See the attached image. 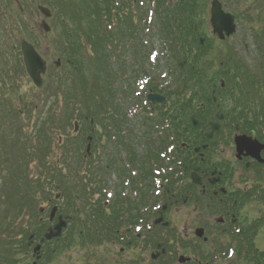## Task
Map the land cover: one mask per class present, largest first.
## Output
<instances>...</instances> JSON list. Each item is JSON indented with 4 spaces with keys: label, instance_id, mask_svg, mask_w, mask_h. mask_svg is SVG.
Returning <instances> with one entry per match:
<instances>
[{
    "label": "trees",
    "instance_id": "obj_1",
    "mask_svg": "<svg viewBox=\"0 0 264 264\" xmlns=\"http://www.w3.org/2000/svg\"><path fill=\"white\" fill-rule=\"evenodd\" d=\"M4 1L9 9L7 13H11L8 1ZM151 1L153 16L149 21L148 11L139 7L132 13H126L124 0H79L77 5L70 0L66 2L65 13L67 16L69 14L74 32L71 34L66 29L69 32L67 35L72 39L64 43L69 51L67 61L73 66L72 75L65 74L56 76L55 80L51 79L52 84H48L47 90L51 86L56 89L50 94V105L40 113L42 116L34 125L30 137H24L23 140L21 128H16L20 137L15 138L17 143L12 146L17 149L19 155H11L9 151L10 157L5 155L4 159L11 164L9 186L6 187L3 203L4 221H0V228L5 229L8 237L4 245L5 262H12L17 252L14 251L11 236L6 228H20L19 233L23 238L19 241L20 252L23 254L28 250L26 239L29 233L22 229L25 228L22 222L15 224V221L23 213L31 219L40 215L38 202L35 203L36 199L32 196L34 193L44 195L52 188L62 194L82 193L87 195V198L97 192L94 182L99 172L91 165L87 167L83 164L87 135L92 137L91 152L94 154L97 148L100 149L102 155H106L107 162L113 154L110 150L111 137L116 139L117 144L123 145L125 141L123 142L121 137H132L134 130L127 128L129 126L125 117L128 108L126 99L133 94L131 86L135 84V79L148 72L144 66L128 68L123 64H119L118 70H115L113 61H120V49H136L140 31L151 27L156 29L162 49L166 52L165 69L171 78V82L165 83L161 90H158L159 83L154 77L148 82V87L166 97L167 108H164L163 104H154L152 107L146 105L141 109L140 131L143 129L144 139L156 127L163 129L161 123H164L159 144L166 148L181 143H201L197 137L192 140L195 129L188 124L187 116L196 117L205 111L209 113L216 110L210 95H205V90L213 88L212 83L216 84V103L226 110L228 126L236 124L235 126L245 133L264 128V31L256 35L260 56L254 58L255 66H258L256 71H251L243 59L235 58L232 50L223 51L221 55L220 51L216 50V44L205 33L204 19L199 15L202 14L204 5H199V0ZM235 1L240 4L246 0ZM64 2L65 0H62V4ZM22 9L20 6L19 13L23 12ZM4 13L6 14V11ZM197 13L199 16H196ZM201 38L204 39L202 44ZM9 72V68L5 70L6 74ZM117 73V81L120 83L119 86L116 84V89L122 92L123 99L116 97V89L113 86V76ZM131 80L134 82L130 83ZM222 82L223 86H220ZM59 97L63 106L57 108ZM199 103H202L204 108H197ZM72 119L79 123L76 134L66 132L72 128L67 127ZM259 124L262 127L259 128ZM124 129L129 132L122 135ZM58 134H65L66 138L58 143L63 154L61 162L65 166L61 169L47 161L52 149V137ZM155 143H158L157 140ZM126 145L130 149V156H136L133 141H128ZM158 156L159 152L156 159ZM146 157L150 159L154 158V155L148 150L144 159ZM87 160L95 158L91 155ZM146 166L143 164L142 168ZM97 170L101 171L100 175L105 174L104 167ZM11 195H15V198ZM41 200L48 201L45 197ZM59 210L62 212L64 209L60 207ZM7 216L10 218L5 224ZM37 225L38 227H31L45 226L44 223Z\"/></svg>",
    "mask_w": 264,
    "mask_h": 264
},
{
    "label": "flooded vegetation",
    "instance_id": "obj_2",
    "mask_svg": "<svg viewBox=\"0 0 264 264\" xmlns=\"http://www.w3.org/2000/svg\"><path fill=\"white\" fill-rule=\"evenodd\" d=\"M220 114L205 111L197 118L205 128L192 140L216 137L211 147L171 146L169 157L177 160L168 170L159 158L163 146L151 147L159 150L157 159L154 152L144 159L149 146L139 139L136 156L128 152L133 134L121 137L124 145L111 137L108 162L98 154L92 164H105L118 182L109 198L99 191L83 208L93 224H84L79 210L81 223L66 215L57 239L42 242L53 228H39L42 236L31 239L30 252L18 264H264V131L250 135L227 127ZM212 123L219 128L209 137ZM239 135L251 138L238 147ZM95 180L101 190L106 177Z\"/></svg>",
    "mask_w": 264,
    "mask_h": 264
},
{
    "label": "rangeland",
    "instance_id": "obj_3",
    "mask_svg": "<svg viewBox=\"0 0 264 264\" xmlns=\"http://www.w3.org/2000/svg\"><path fill=\"white\" fill-rule=\"evenodd\" d=\"M3 1L4 0H0V161L5 158V155L6 157H10V154H14L15 156L19 155L17 149L12 146L14 145L13 143H17L15 138L20 137L16 128H23L22 131L26 135L32 132L34 123L41 118L40 113L45 111L51 103V90L55 91L56 89L54 86H51L47 90L48 84H52L51 79L55 80L56 75L62 76L63 73H70L72 70V65L70 66L67 63V52L69 51L64 43H67L68 39H72L67 35L66 29L70 31L71 34H74L71 28L69 14L67 16V13H65L66 7L62 4V0H6V2L8 1V3L11 4V14L13 16L17 15V18L15 17L14 20L9 19L8 16L4 14L5 5ZM210 1L211 0L206 1V15L203 19L204 22L206 20L205 33L215 41L216 50L218 52L220 51V55L223 51L229 52L232 50L234 56H236L235 58L243 59L245 65H255L254 58L258 55L260 56L256 35L261 32V30H264V0H246L240 4L235 0H219L223 5L222 8L224 11L235 16L237 24L236 32L233 35L226 36L224 39L220 40L214 37L211 26L208 23ZM20 5L22 7L24 5L25 7V10L24 7L22 9V13H19L18 6ZM38 5L44 6L51 11L52 16L45 19L51 30L48 33H44L39 26L43 17L36 10ZM17 24L20 26V29H17L18 32L15 31ZM18 37L30 43L40 56L46 60L47 66H49L43 75V85L41 88H35L26 74H23L21 71L22 67L20 68V60L16 53L19 48V41L17 45ZM141 42L148 55L152 52V62L149 60L148 62L145 61L146 66H158L159 73L160 70H163L165 67L166 60L162 56V43L155 33V29L152 31L150 28ZM118 55L120 56V61H113V65L118 66L119 64H123V66H129L130 60H128V56H132L133 53H126V50L120 49ZM57 60L60 61L59 66H61L59 71L53 69ZM8 68L10 74L5 73V70ZM12 71L13 73H11ZM16 80L17 83L14 84ZM19 97L27 104L26 110L29 112H24L21 116L17 115L15 117L12 114V108L21 109ZM61 106H63V103L61 97H59L56 107L59 108ZM129 111H131V114H138L137 107H133ZM131 122L135 125L137 121L132 117ZM30 136L31 135H24L22 138L24 140V137L27 138ZM61 140H63L62 135L58 134L52 137V149L50 156L47 158V161L60 169L65 167L61 162L63 154L58 146ZM32 166H34V164H32ZM10 167L11 164H9V162L7 166H1L0 164V184L2 181L0 191L3 187V179L7 180ZM110 182H115V180L111 178ZM108 187L107 190L108 193H110L112 184H109ZM48 191L50 192L47 193H51L53 196L57 195V192L52 188L48 189ZM38 193L39 192L35 194ZM11 196L12 198L15 197V195ZM61 199L62 197L60 196L59 200ZM3 203L5 202L1 200L0 197V221L3 220L5 215V205ZM35 203L38 204L37 208H48L45 201H39V199L36 198ZM20 217H25V215H21ZM9 218V216L6 217L5 224L8 223ZM3 221H1V223H3ZM26 221V218L21 219L24 226L27 225Z\"/></svg>",
    "mask_w": 264,
    "mask_h": 264
},
{
    "label": "water",
    "instance_id": "obj_4",
    "mask_svg": "<svg viewBox=\"0 0 264 264\" xmlns=\"http://www.w3.org/2000/svg\"><path fill=\"white\" fill-rule=\"evenodd\" d=\"M40 12L43 13L46 17L50 16L49 12L45 9L40 7ZM210 24L212 27L213 34H217L219 39H224L225 36H230L235 33L236 25L234 22V17L229 13H226L222 10L221 4L214 0L211 4L210 10ZM43 29L45 31H49L48 26L43 22L42 24ZM21 53L23 56V62L25 65L26 72L28 73L29 77L33 81V83L40 87L42 84L41 74L45 72V63L44 61L38 56L35 52L34 48L26 43L25 41L21 42ZM162 101V97L156 95H149L148 100ZM194 125L198 123L193 121ZM215 127V126H214ZM243 142H248L245 137H238L235 139L236 146L240 147ZM55 209L52 210V215L54 214ZM64 226V222L60 221L55 228L58 232L55 235H49V238L58 236L60 232V228Z\"/></svg>",
    "mask_w": 264,
    "mask_h": 264
}]
</instances>
